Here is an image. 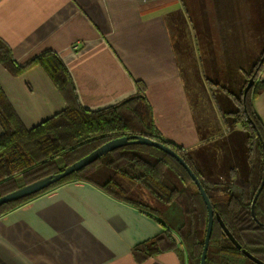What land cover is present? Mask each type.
<instances>
[{
	"label": "crops",
	"instance_id": "1",
	"mask_svg": "<svg viewBox=\"0 0 264 264\" xmlns=\"http://www.w3.org/2000/svg\"><path fill=\"white\" fill-rule=\"evenodd\" d=\"M177 7L179 0H0V39L21 66L47 50L57 52L80 102L89 109L136 94V81L142 80L162 135L185 150H197L196 154L206 142L209 175L225 180L227 171L218 159V148L223 147L220 141L213 143L222 133V122L214 115L206 136L200 134L177 54L166 40L167 14ZM0 83L27 127L66 107L40 66L14 75L0 62ZM253 103L264 123V91ZM227 130L221 140L227 148L235 143L239 154L233 155L230 167H238L247 179L246 133L239 124ZM98 171L104 178L110 175L102 168ZM162 229L157 218L94 183L70 181L0 217V264H140L132 247ZM141 264H182V260L169 251Z\"/></svg>",
	"mask_w": 264,
	"mask_h": 264
},
{
	"label": "trees",
	"instance_id": "2",
	"mask_svg": "<svg viewBox=\"0 0 264 264\" xmlns=\"http://www.w3.org/2000/svg\"><path fill=\"white\" fill-rule=\"evenodd\" d=\"M0 59L15 74L26 67L16 62L10 47L1 39ZM34 64L45 69L66 101V107L27 127L0 83V124L3 129L0 134V196L63 171L113 138L142 134L169 145L182 155L210 198L215 216L206 264H258L233 243L216 213L242 248L264 261V187L258 193L264 173V125L251 109L249 92L246 98L239 99L237 116L234 113L235 122L241 123L248 136L249 177L244 179L233 169L227 180L211 181L194 165L188 150L161 134L142 80L136 81V94L94 110L80 102L72 76L57 52L47 50L27 66ZM263 64L264 61L258 62L254 70L256 75L260 74ZM97 165L107 167L112 175L102 180L93 178L90 173ZM73 180L94 183L162 223L159 234L132 247L138 263L173 251L183 264H201L209 219L207 204L185 167L165 150L153 145L131 143L117 147L36 193L2 204L0 216ZM257 194L255 218L252 204Z\"/></svg>",
	"mask_w": 264,
	"mask_h": 264
},
{
	"label": "rangeland",
	"instance_id": "3",
	"mask_svg": "<svg viewBox=\"0 0 264 264\" xmlns=\"http://www.w3.org/2000/svg\"><path fill=\"white\" fill-rule=\"evenodd\" d=\"M167 17L169 18L166 40L167 38L170 40L177 54L180 73L190 97L191 109L200 134L206 136V125L213 123L214 115L222 122L221 135L229 131L227 128L231 124L241 126V123L235 122L236 118L234 119V113L237 116L240 110L239 99L242 96L246 98L249 92L251 109L254 110V99L264 91L262 81L264 64L259 70V75L254 72L258 62L264 61L261 62L264 56V2L249 4L241 0H179V7L169 10ZM77 47L75 45V48ZM0 62L14 75H20L32 66H40L26 64L21 73L15 74L1 59ZM251 80L252 84L245 93ZM242 129L246 133L245 144L248 153V136L245 129L243 127ZM220 136L213 143L220 141L223 147L218 148L221 167L227 171V176L233 169L241 174L238 167H230V163L236 158L233 155H239L235 143L227 148ZM191 152L190 157L200 173L208 180L218 181V178L209 175L212 168H206V142L198 154L197 150ZM100 168L110 172L107 167L97 165L90 173L93 178L104 179L102 176L104 173L98 171Z\"/></svg>",
	"mask_w": 264,
	"mask_h": 264
},
{
	"label": "water",
	"instance_id": "4",
	"mask_svg": "<svg viewBox=\"0 0 264 264\" xmlns=\"http://www.w3.org/2000/svg\"><path fill=\"white\" fill-rule=\"evenodd\" d=\"M263 57L261 58V62L264 60ZM262 80L264 81V77L262 78ZM252 81L253 80H251L249 86L246 88L245 93L247 92L248 88L252 84ZM131 143H142V144L153 145V146H157V147H160L161 149L165 150L167 153H169L170 155L175 157L185 167V169L188 171V173L192 177L193 181L197 185L199 191L201 192V194H202V196H203V198L207 204V208H208V212H209L208 225H207L206 236H205L204 246H203V251H202V256H201V264H206L207 252H208L210 238H211V234H212V230H213V222H214V216H215V211L213 209L210 198H209L200 178L198 177V175L195 173L193 168L188 164V162L185 160V158L182 155H180L175 149H173L169 145H167L161 141L154 140V139H152L146 135L128 134V135L113 138V139L105 142L104 144H102L98 148L94 149L92 152L85 155L81 159L72 163L71 165L66 167L63 171L58 172V173H54V174H50L46 177H43L37 181L30 183L28 185H25L21 188H18L14 191H11L9 193H6V194L0 196V206L6 202L13 201V200L22 198L24 196L36 193V192L54 184L55 182L66 177L67 175L73 173L74 171H77V170L87 166L88 164L96 161L97 159H99L101 156H103L107 152H109V151H111L117 147H121V146L128 145ZM263 187H264V173H263V178H262L261 184L258 188V193L263 189ZM257 197H258V194L255 196L253 204H252V213H253V216L255 218H256V214H255L254 206H255V202H256ZM216 216H217L219 222L221 223L222 227L224 228L226 234L230 237V239L233 241V243L238 248L242 249L244 254L247 255L248 257H250L252 260L257 262L258 264H264L263 260L254 256L248 250L242 248V245L237 241V239L234 237V235L228 229V227L226 226V224L222 220L221 216L218 213H216Z\"/></svg>",
	"mask_w": 264,
	"mask_h": 264
}]
</instances>
